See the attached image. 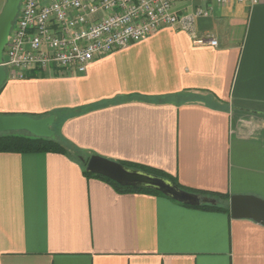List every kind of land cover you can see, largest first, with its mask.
I'll return each instance as SVG.
<instances>
[{
	"label": "crops",
	"instance_id": "crops-1",
	"mask_svg": "<svg viewBox=\"0 0 264 264\" xmlns=\"http://www.w3.org/2000/svg\"><path fill=\"white\" fill-rule=\"evenodd\" d=\"M171 2L209 14L83 73L7 70L0 113H49L55 136L85 154L163 170L191 190L264 198V0ZM207 35L216 46L195 42ZM0 264H264V225L119 192L60 152H0Z\"/></svg>",
	"mask_w": 264,
	"mask_h": 264
},
{
	"label": "built area",
	"instance_id": "built-area-1",
	"mask_svg": "<svg viewBox=\"0 0 264 264\" xmlns=\"http://www.w3.org/2000/svg\"><path fill=\"white\" fill-rule=\"evenodd\" d=\"M253 5L263 0H214ZM209 10L178 14L171 0H22L5 48L3 65L23 78L32 69L83 73L99 55L124 49L165 27L192 32ZM196 43L216 46L212 36Z\"/></svg>",
	"mask_w": 264,
	"mask_h": 264
},
{
	"label": "water",
	"instance_id": "water-1",
	"mask_svg": "<svg viewBox=\"0 0 264 264\" xmlns=\"http://www.w3.org/2000/svg\"><path fill=\"white\" fill-rule=\"evenodd\" d=\"M21 2L22 0H7L0 13V88L8 76L3 65L4 51ZM54 121L53 115L34 117L0 113V132L24 131L36 136L56 138L52 128ZM86 170L109 177L121 185L156 189L174 200L190 205L217 203L215 198L184 190L162 176L126 166L98 154L89 157ZM230 212L233 218H249L264 225V198L250 194H234L230 198Z\"/></svg>",
	"mask_w": 264,
	"mask_h": 264
},
{
	"label": "trees",
	"instance_id": "trees-1",
	"mask_svg": "<svg viewBox=\"0 0 264 264\" xmlns=\"http://www.w3.org/2000/svg\"><path fill=\"white\" fill-rule=\"evenodd\" d=\"M26 74H28V72ZM48 114L49 113H42V114H35V115L33 114L32 116L45 117ZM0 152H19V153L60 152L68 156L75 157V159L79 161L81 165L83 166L84 173L87 176L101 179L109 183L110 185H112L119 192H122V193L144 192V193H151L155 195L167 196L156 189H150V188H145V187H135V186H125V185L119 184L118 182L104 175L88 172L86 170L87 160L89 159L91 155L85 154L82 149H80L79 147H77L76 145L68 141L67 139H61L60 137H56V138L42 137V136L32 135L24 131L0 132ZM119 162L123 163L126 166L132 167V168H137L145 172H149V173H152L158 176H162L170 180L172 183H174L175 185H177L178 187L184 190L195 192L200 195H206V196L215 198L217 200L216 204L203 203L198 206H194V205L181 202L184 205L230 213L229 201H230L231 196L227 193L191 190L181 185L175 176L163 170L156 169L153 167H148L145 165H139V164L129 162V161L119 160Z\"/></svg>",
	"mask_w": 264,
	"mask_h": 264
},
{
	"label": "rangeland",
	"instance_id": "rangeland-1",
	"mask_svg": "<svg viewBox=\"0 0 264 264\" xmlns=\"http://www.w3.org/2000/svg\"><path fill=\"white\" fill-rule=\"evenodd\" d=\"M6 2H7V0H0V7H4V5H5ZM4 56H6L5 53H4ZM6 69L10 71V68L9 67H6Z\"/></svg>",
	"mask_w": 264,
	"mask_h": 264
}]
</instances>
